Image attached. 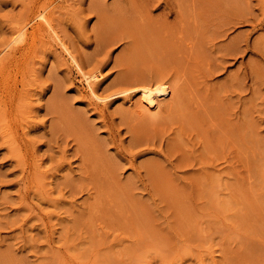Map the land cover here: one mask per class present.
I'll return each instance as SVG.
<instances>
[{"label": "rangeland", "instance_id": "rangeland-1", "mask_svg": "<svg viewBox=\"0 0 264 264\" xmlns=\"http://www.w3.org/2000/svg\"><path fill=\"white\" fill-rule=\"evenodd\" d=\"M50 2L0 0V43ZM54 5L102 90L161 68L179 87L157 118L139 95L103 111L60 49L19 53L27 64L0 90V264H264V0Z\"/></svg>", "mask_w": 264, "mask_h": 264}, {"label": "bare ground", "instance_id": "bare-ground-1", "mask_svg": "<svg viewBox=\"0 0 264 264\" xmlns=\"http://www.w3.org/2000/svg\"><path fill=\"white\" fill-rule=\"evenodd\" d=\"M56 1L57 0H51V2H50L48 7H47V5H45L46 8L44 6H40V5H39L40 7H34V8L30 7L31 11H30V9L28 10V13L26 11L23 14V16H24L23 18L21 17L22 15H20V18L22 19V21L24 20L23 22L22 21L20 22L21 19L18 20L19 23H16L17 21L16 22H12V23H16V24L11 25L12 27L10 26V28H9L10 29L9 36L6 37V39L0 43V90L1 89L5 90L7 86H8L7 87V89H8L9 85L11 84L10 77L11 76L12 77H16L18 75V73L20 74L21 71H22V68L25 67L23 65L27 64V59L26 58L25 59L22 58V59H24L26 61V63L24 62V60L22 61V59H21V61H22L21 62L20 59H18L17 55L19 53H21L19 56H21V55L24 56V55H27V54H32L33 52H36V51L39 52V48L41 49V47L37 48V50L34 51L35 50L34 48H36V46L38 47L37 43H39V42L44 43L45 42V44H46L48 42L50 46H54V47L60 49V52L63 53L67 57L72 69H74L73 71H75L78 74V76L80 77V82H82L85 85L86 90L88 92V95L92 99L90 101H93L103 111H104V109L106 107L109 108L108 106H111V105L115 104L117 102V100L120 99L118 96H121V99H123L125 101V103L128 104V107H129V105L133 107V105H134V96L139 95V100L136 101L137 103H135V105H139L138 107L142 109V112L144 114L147 113L151 117H154V118H157L161 114V112L166 108L165 106L170 107V105H171V103L173 101V97L176 94V89H177V87H179V84L176 83L177 81H175L174 83H171L169 81V79L166 78V76L169 75V73H170L169 71L171 69L165 71L166 69L162 70V68H161L159 71L157 70V73L153 72L155 75L150 73L151 74L150 76L148 75L149 73L146 74L145 76L141 74V76H143V77H138V79L133 80L134 82L133 81L131 82L132 84H140V85H137V86L126 87V88H122L120 90H115V91L111 90L112 92L110 90H108V92H107V91H105L106 89L102 90L101 87H102V84L104 83V80L106 78L105 76H107V75H104L103 70L98 68V67L87 69L86 65L79 59L78 55L72 50L71 46L59 34V32H58V30H57V28H56V26L54 24L53 17H52V14L54 12H56V10L57 11L59 10V8H57V6L54 5ZM66 1H68V0H65V2ZM178 4H180V2H178ZM52 5H53V7L49 10V7H51ZM42 7H44V8H42ZM62 8L63 7H61V9ZM25 14H26V17H25ZM189 15H192V17H193L195 15L194 11L191 12ZM189 15H188V18H186L188 20H190L189 19L190 18ZM179 17H180V14H179ZM239 17H238V19H239ZM194 18H196V17L195 16L193 17V19H192L193 21L195 20ZM186 19H184L183 21L185 22ZM242 20H244L243 17H242ZM245 20H247V19L245 18ZM181 21H182V19H181ZM187 21L185 23L181 22L182 24H178V26L186 24V26L183 25L186 28L190 24V22L189 21L187 22ZM238 21H240L241 23L244 22V21H241V18ZM238 21H237V23H238ZM235 22H236V20H235ZM233 23H234V21H233ZM237 23H235V24H237ZM179 27L181 28V26H179ZM197 28H199V27H197ZM186 29H188V28H186ZM186 29L183 28V29H180V31L184 30L182 32H185ZM1 30H4V32H5V29L2 28ZM223 30H222V32H223ZM213 31H214V35H216V32H215L216 29L213 30ZM198 32H197V34H198ZM210 32H211V30H210ZM220 33H221V30H220ZM225 33H226V30H225ZM225 33H222V35H224ZM182 34H184V33H182ZM219 34L217 33V35L220 37ZM127 36H129V35H127ZM190 36L192 37V36H196V35H190ZM45 37L49 38L48 41L45 40ZM191 37L189 38L190 40H192V39L194 40L195 39V38H191ZM202 37H204V36H202ZM219 37H217V38H219ZM217 38H216V36H214V40L217 39ZM239 39H240V41H242L241 38H239ZM238 42L239 41H237V43ZM242 44L239 43V45H241V46H242ZM239 45H238V47H236V44H235V46L232 44V46L238 48V50H241V49L243 50V48H241V47H240L241 49L239 48ZM43 48H45V47H43ZM46 49L49 50L48 47H46ZM46 49H41V50H46ZM48 50L46 52H48ZM232 50L233 49H230L229 51H232ZM226 51H228V50H226ZM38 52H36V53H38ZM42 52L43 51H41V53ZM237 52H239V51H237ZM237 52L235 51V54L233 53V56H235V55L237 56V54H238ZM45 55H47V54L45 53ZM45 55H43V56H45ZM223 55H227V52H226V54H223ZM34 56H36V55L32 54L29 57H30V59H33ZM46 57L48 58V56H45L44 58H46ZM224 59L225 58L223 57V59H221V60L223 62L227 61V60L224 61ZM215 66H218V67L215 68V71L224 67V66L222 67L220 65L221 66V68H220L218 64H216ZM29 71H28V73H31V70H29ZM33 71H35V69H32V72ZM14 80L17 81L16 78ZM32 82H36V80L34 79V81H32ZM16 84L17 83L15 82V85ZM13 85H14V82H13L12 86L10 87V91L11 92H13V89H11L13 87ZM32 85H33V83H32ZM34 85H35V83H34ZM43 91H44V89H43ZM1 93H2V91H1ZM2 94H4V93H2ZM11 94L12 93H10V98H12ZM4 95H2V97ZM5 97H7V95ZM117 97L119 99H114V98H117ZM3 100H5V99H3ZM135 100H137L136 97H135ZM123 104H124V102H123ZM173 106H174V104H173ZM138 107L135 108V109H137L139 111ZM95 108H96V106H95ZM167 109L169 110L170 108H167ZM1 110H2V108L0 106V111ZM7 112H8L7 113V119H9L8 116H9L11 110L10 111L7 110ZM4 116L2 115L0 118H2ZM11 117H12V115H11ZM3 120H6V119H3ZM10 120H13V118L10 119ZM10 120H9V122H10ZM7 122H8V120H7ZM15 122H16V120L14 121V123ZM8 125H9L8 129H11V127H10L11 124H8ZM14 132L16 133L15 130L14 131H12V130L9 131V137H10L8 139L9 142L10 141L11 142L12 141L15 142L16 139H18V137L15 136ZM16 143H17V141H16ZM16 143H14V145ZM15 147L18 148L17 146H15ZM21 149H23V148H21ZM132 155H134V154H130V156H132ZM124 160L126 161L127 158H125ZM127 161L130 162V160H127ZM130 163H131L130 165H132V162H130ZM38 171H39V168H38ZM27 176L29 177V175H27ZM32 179L30 181H32ZM56 200H57L56 202H58L59 199H56Z\"/></svg>", "mask_w": 264, "mask_h": 264}]
</instances>
